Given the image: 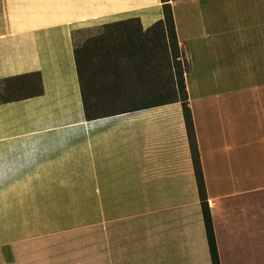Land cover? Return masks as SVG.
Masks as SVG:
<instances>
[{
    "label": "crops",
    "instance_id": "1",
    "mask_svg": "<svg viewBox=\"0 0 264 264\" xmlns=\"http://www.w3.org/2000/svg\"><path fill=\"white\" fill-rule=\"evenodd\" d=\"M176 1L219 264H264L263 0H195L201 19L180 26ZM129 18L145 31L160 0H0V81L27 83L0 104V264H51V228L23 205L51 187V148L78 154L97 190L95 264H211L180 102L84 116L74 34Z\"/></svg>",
    "mask_w": 264,
    "mask_h": 264
},
{
    "label": "trees",
    "instance_id": "2",
    "mask_svg": "<svg viewBox=\"0 0 264 264\" xmlns=\"http://www.w3.org/2000/svg\"><path fill=\"white\" fill-rule=\"evenodd\" d=\"M169 1L160 0L163 18L145 31H141L138 18H129L100 26L97 36L82 42L79 46H74L73 56L81 101L87 120L95 119L101 114L110 116L180 102L210 262L219 264L192 115L188 106L185 87L186 62L184 64L181 58ZM144 69L148 71V79L141 75ZM31 76L34 77V94H42L39 74ZM25 77L0 81V104L25 98L27 83L25 80L20 82V79ZM95 79H99L108 87L106 92L109 93L106 98L99 97L102 90L91 84ZM127 82L136 84L131 88ZM144 83L149 86H145ZM9 91H16L19 96L16 98L3 96ZM149 95L159 99L154 102L135 104L140 101V98H147ZM108 103H112L111 105L123 103L125 106L105 109L104 106Z\"/></svg>",
    "mask_w": 264,
    "mask_h": 264
},
{
    "label": "rangeland",
    "instance_id": "3",
    "mask_svg": "<svg viewBox=\"0 0 264 264\" xmlns=\"http://www.w3.org/2000/svg\"><path fill=\"white\" fill-rule=\"evenodd\" d=\"M208 4V0H205ZM264 6V0H263ZM176 22L184 20H200V8L195 0H177L173 4ZM100 27H91L86 31L74 34L75 46L81 41H88L97 36ZM182 61L185 59L182 55ZM148 71L141 72L148 79ZM192 81L189 79V84ZM89 84V81H88ZM93 87L102 90L98 96L106 98L109 92L105 83L99 79L92 80ZM129 86L136 83L127 82ZM145 86H149L144 83ZM127 86V85H126ZM9 98H16L19 93L9 91ZM157 97L149 95L140 98L135 104L157 101ZM137 102V101H136ZM108 103L106 108L117 109L124 107L123 103ZM101 106V108H104ZM74 149H68L73 151ZM71 153V152H69ZM64 154V149L51 148V187L24 189L23 205L25 215L29 214L30 222L36 227L51 228V264H95V226L97 213V190L91 187L93 182L80 172L78 154ZM43 161V160H42ZM47 183V182H46ZM114 206V208H112ZM104 213L118 215L121 213L120 204H104ZM29 221L25 220V225Z\"/></svg>",
    "mask_w": 264,
    "mask_h": 264
}]
</instances>
